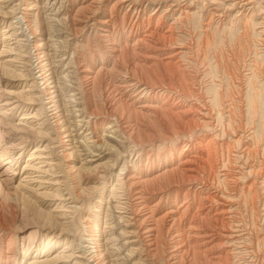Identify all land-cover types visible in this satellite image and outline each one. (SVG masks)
<instances>
[{
	"label": "rangeland",
	"instance_id": "rangeland-1",
	"mask_svg": "<svg viewBox=\"0 0 264 264\" xmlns=\"http://www.w3.org/2000/svg\"><path fill=\"white\" fill-rule=\"evenodd\" d=\"M16 16L23 17L20 23L25 21L33 45L39 47L35 49L38 68L33 62L34 47ZM179 90L185 91L180 94ZM48 97L56 111L54 119L46 116L50 114ZM0 130V264H73L70 255L85 237L99 239L103 245L100 264H264V0H0ZM85 134L97 142L89 143L83 139ZM121 166L128 170L127 178L119 174ZM182 206H187L185 212ZM89 220L94 228H85ZM152 221L155 227L148 231ZM122 229L124 237L119 235Z\"/></svg>",
	"mask_w": 264,
	"mask_h": 264
},
{
	"label": "bare ground",
	"instance_id": "bare-ground-1",
	"mask_svg": "<svg viewBox=\"0 0 264 264\" xmlns=\"http://www.w3.org/2000/svg\"><path fill=\"white\" fill-rule=\"evenodd\" d=\"M96 1H97V0H96ZM122 1H123V0H122ZM238 1H239V0H238ZM246 1H247V0H246ZM124 2H125V1H124ZM233 3H235V2H233ZM241 3H244V2H241ZM245 3H246V2H245ZM89 4H90V3H89ZM114 4H115V3H114ZM94 5H95V4H94ZM115 5H116V4H115ZM229 5L231 6V4H229ZM236 5H237V4H236ZM128 6H129V5H128ZM91 7H92V6H91ZM233 7H234V6H233ZM242 7H243V6H242ZM93 8H94V7H93ZM110 8H112V7H110ZM132 8H133V7H132ZM112 9H113V8H112ZM93 12H94V11H93ZM114 12H115V10H114ZM114 12H111V14L114 13ZM109 15H110V14H109ZM112 15H114V14H112ZM110 16H111V15H110ZM108 17H109V16H108ZM138 17H139V16H138ZM14 18L17 20V23H18V24L21 22V20H24L22 16H16V17H14ZM135 18H136V16H135ZM37 19H38V16H37ZM37 19L35 18V22H36V23L39 22ZM16 20H14V22H16ZM134 20H135V19H134ZM148 21H149V20H148ZM109 22H110V21H109ZM151 22H152V21H151ZM129 23H130V22H129ZM149 23H150V22H149ZM156 23H157V22H156ZM157 24H158V23H157ZM20 25H21L22 30L24 31V34H25L24 36H27V37H28L29 42H31L32 48L34 47V48H33V50H34V54H33V59H34V61H33V62H34V66H35L36 68H38V67H39V66H38V59H37V57H38L37 54H38V53L35 52V49H36V51H37V50L39 49V47H38V45L35 44V43H34V45H33V36H31L30 30H29V28H28V25L25 23V21L22 22V23H20ZM37 25H38V24H37ZM37 25H36V26H37ZM109 25H110V24H109ZM154 25H155V24H154ZM17 26H18V25H17ZM113 26H114V25H113ZM128 26H129V25H128ZM137 26H138V25H137ZM153 27H155V26H153ZM18 28H19V27H18ZM146 28H147V27H146ZM36 29H37V27H36ZM143 29H144V28H143ZM160 29H161V28H160ZM146 30H147V29H146ZM23 31H21V32H23ZM150 31H152V30H150ZM159 31H160V30H159ZM164 31H166V30H164ZM128 32H130V31H128ZM140 32H141V31H140ZM152 32L154 33V31H152ZM162 32H163V31H162ZM143 33H144V32H143ZM141 34H142V33H141ZM146 34H147V33H146ZM158 34H159V33H158ZM162 34H163V33H162ZM128 35H129V34H128ZM147 35H148V34H147ZM151 35H152V34H151ZM156 35H157V34H156ZM163 35H164V34H163ZM166 35H168V33H167ZM29 36H30V38H29ZM154 36H155V35H153V37H154ZM157 36H158V35H157ZM161 36H162V35H161ZM126 37H127V36H126ZM153 37H152V38H153ZM166 37H167V36H166ZM147 38H148V36H147ZM147 38H144V39H147ZM130 39H131V38H130ZM148 39H149V38H148ZM157 39H158V38H157ZM164 39H165V38H164ZM164 39H163V40H164ZM136 40H137V39H136ZM136 40H135V42H136ZM149 40H150V39H149ZM161 40H162V39H161ZM161 40H160V41H161ZM147 41H148V40H147ZM151 41H152V39H151ZM154 41H155V40H154ZM20 42H21V41H20ZM137 42H139V41L137 40ZM152 42H153V41H152ZM155 42H156V41H155ZM163 42H164V41H163ZM163 42H160V43L163 44ZM139 43H140V42H139ZM141 43H143V42H141ZM146 43H147V42H145V44H146ZM23 44H24V43H23ZM112 44H113V43H112ZM128 44H129V43H128ZM137 44H138V43H137ZM137 44H136V45H137ZM116 45H117V44H116ZM124 45H125V44H124ZM142 45H143V44H142ZM156 45H157V44H156ZM159 45H160V44H159ZM164 45H166V44H164ZM167 45H168V44H167ZM24 46H25V45H24ZM126 46H127V45H126ZM130 46H131V45H130ZM133 46H134V45H133ZM138 46H139V45H138ZM150 46H152V45H150ZM150 46H149V48H150ZM113 47H114V46H113ZM115 47H116V46H115ZM115 47H114V48H115ZM135 47H136V46H135ZM139 47H141V46H139ZM142 47H143V46H142ZM155 47H156V46H154V48H155ZM157 47H158V46H157ZM157 47H156V48H157ZM167 47H168V46H167ZM178 47H179V46H178ZM111 48H112V47H111ZM123 48H124V47H123ZM123 48H122V49H123ZM127 48H128V46H127ZM133 48H134V47H133ZM156 48H155V49H156ZM159 48H160V47H159ZM161 48H162V47H161ZM168 48H170V47H168ZM131 49H132V48H131ZM139 49H140V48H139ZM155 49H154V50H155ZM134 50H135V49H134ZM158 50H159V49H158ZM174 50H175V49H174ZM112 51H113V49H112ZM132 51H133V50H132ZM136 51H138V50H136ZM148 51H149V50H148ZM148 51H147V52H148ZM179 51H180V50H179ZM28 52H29V51H28ZM118 52H119V51H118ZM124 52H125V51H122V54H123ZM127 52H128V51H127ZM138 52H139V51H138ZM176 52H177V51H176ZM114 53H115V52H114ZM155 53H156V52H155ZM171 53H172V52H171ZM127 54H128V53H127ZM139 54H140V53H139ZM157 54H158V53H157ZM174 54H175V53H174ZM25 55H26V54H25ZM27 55H28V53H27ZM119 55H120V54H119ZM134 56H137V54L134 55ZM142 56H143V55H142ZM144 56H146V55H144ZM148 56H149V55H148ZM151 56H152V55H151ZM153 56H154V55H153ZM165 56H166V55H165ZM167 56H168V55H167ZM177 56H178V55H177ZM124 57H125V55H124ZM131 57H133V56H131ZM156 57H157V56H155L154 58H156ZM30 58H31V57H30ZM115 58H116V56H115ZM125 58H127V57H125ZM138 58H139V57H138ZM145 58H146V57H145ZM139 59H140V58H139ZM61 60H62V59H61ZM122 60H123V59H122ZM130 60H131V59H130ZM145 60H146V59H145ZM145 60H144V61H145ZM156 60H157V59H156ZM159 60H160V59H159ZM20 61H21V60H20ZM126 61H127V60H126ZM137 61H138V60H137ZM140 61H141V59H140ZM153 61H154V60H153ZM153 61L151 62L152 64L154 63ZM157 61H158V60H157ZM157 61H156V62H157ZM175 61H176V60H175ZM131 62H132V61H131ZM164 62H165V61H164ZM169 62H170V60H169ZM173 62H174V61H173ZM74 63H75V62H74ZM74 63H73V64H74ZM127 63H128V61H127ZM147 63H148V62H147ZM151 63H150L149 65H151ZM167 63H168V62H167ZM167 63H166V64H167ZM29 64H30V63H29ZM69 64H70V63H69ZM129 64H130V63H129ZM139 64L141 65V63H139ZM144 64H145V63H144ZM159 64H160V63H159ZM169 64H170V63H169ZM169 64H168V65H169ZM145 65H146V64H145ZM149 65H147V66L150 67ZM162 65H163V64H162ZM164 65H165V64H164ZM173 65H174V63H173ZM176 65H177V64H176ZM176 65H175V66H176ZM122 66H123V65H122ZM126 66H127V65H126ZM128 66H129V65H128ZM147 66H146V67H147ZM165 66H167V65H165ZM170 66H171V65H170ZM146 67L143 68V69H145V70L148 69V68H146ZM159 67H160V66H159ZM176 67H177V66H176ZM132 68H133V67H132ZM177 68H178V67H177ZM156 69H157V68H156ZM84 70H85V69H84ZM145 70H144V71H145ZM149 70H150V69H148V71H149ZM173 70H174V69H173ZM82 71H83V70H82ZM125 71H126V70H125ZM152 71H153V70H152ZM175 71H178V70H175ZM120 72H122V71H120ZM131 72H132V70H131ZM173 72H174V71H173ZM180 72H181V71H180ZM180 72L178 71L179 74H180ZM176 73H177V72H176ZM176 73H175V75H176ZM178 73H177V74H178ZM128 74H130V73L128 72ZM140 74H141V73H140ZM146 74H147V73H146ZM85 75H86V74H85ZM171 75H172V73H171ZM182 75L184 76L185 74L182 73ZM39 76H41V74H40ZM86 76H87V75H86ZM125 76H126V75H125ZM131 76H134V75H131ZM22 77H24V75H22ZM84 77H85V76H84ZM129 77H130V75H129ZM139 77H140V76H139ZM166 77H167V76H166ZM170 77H171V76H170ZM181 77H182V76H181ZM184 77H185V76H184ZM86 78H89V77H86ZM86 78H85V79H86ZM90 78H91V77H90ZM38 79H39V78H38ZM146 79H147V78H146ZM176 79H178V76H177ZM186 79H187V78H186ZM186 79H182V80H186ZM41 80H43V79L41 78ZM89 80H90V79H89ZM89 80H88V81H89ZM163 80H164V78H163ZM122 81H123V80H122ZM133 81H134V80H133ZM137 81H138V78H137ZM137 81H136V83H137ZM168 81H169V80H168ZM168 81H167V82H168ZM45 82H46V81H45ZM125 82H126V81H125ZM134 82H135V81H134ZM134 82H133V84H134ZM142 82H143V81H142ZM145 82H146V81H145ZM147 82H149V81H147ZM150 82H151V81H150ZM152 82H153V81H152ZM154 82H155V81H154ZM154 82H153V85L156 84V83L154 84ZM170 82H171V81H170ZM173 82H174V81H173ZM176 82H177V81H176ZM185 82H187V81H185ZM118 83H119V82H118ZM128 83H129V82H128ZM136 83H135V84H136ZM162 83H163V82H162ZM168 83H169V82H168ZM171 83H172V82H171ZM88 84H89V83H88ZM126 84H127V83H126ZM130 84H131V82H130ZM149 84H150V83H149ZM163 84H164V83H163ZM165 84H166V83H165ZM175 84H176V83H175ZM175 84H172V85L174 86ZM180 84H181V83H180ZM185 84H186V83H185ZM121 85H122V84H121ZM127 85H128V84H127ZM141 85H142V84H141ZM145 85H146V84H145ZM177 85H178V84H177ZM182 85H183V84H182ZM117 86H118V84H117ZM129 86H130V85H129ZM150 86H151V85H150ZM158 86H159V85H158ZM161 86H162V84H161ZM168 86H171L170 83H169ZM175 86H176V85H175ZM180 86H181V85H180ZM185 86H186V85H185ZM113 87H114V86H113ZM126 87H127V86H126ZM130 87H131V86H130ZM132 87H133V86H132ZM134 87H135V86H134ZM153 87H154V86H153ZM163 87H164V85H163ZM171 87H172V86H171ZM183 87H184V86H183ZM187 87H188V85H187ZM187 87H186V89H187ZM78 88H79V87H78ZM78 88H77V89H78ZM123 88L125 89V87H123ZM157 88H158V87H157ZM174 88H175V87H173V89H174ZM179 88H180V87H179ZM188 88H189V87H188ZM80 89H83V88L80 87ZM80 89H79V90H80ZM84 89H85V88H84ZM145 89H146V88H145ZM149 89H150V88H149ZM152 89H153V88H152ZM173 89H172V90H173ZM175 89H176V88H175ZM118 90H119V89H118ZM126 90H127V89H126ZM130 90H131V89H130ZM137 90H138V89H137ZM163 90H164V89H163ZM166 90H167V89H165V91H166ZM168 90H169V89H168ZM172 90H171V91H172ZM188 90H192V89H188ZM43 91H44V90H43ZM83 91H86V90H83ZM109 91H111V90L109 89ZM116 91H117V89H116ZM123 91H124V90H123ZM173 91H174V90H173ZM175 91H176V90H175ZM179 91H180V90H179ZM183 91H185V90L180 91V94H181V92H183ZM74 92H75V91H74ZM79 92H80V91H79ZM129 92H130V91H129ZM135 92H136V91H135ZM137 92H138V91H137ZM190 92H191V91H190ZM190 92H189V93H190ZM192 92H193V91H192ZM192 92H191V93H192ZM81 93H82V92H81ZM132 93H133V92H132ZM143 93H144V92H143ZM145 93H146V92H145ZM164 93H165V92H164ZM183 93H184V92H183ZM186 93L189 95L188 92H185V94H186ZM27 94L30 95V94H31L30 91L27 90ZM45 94H47V93H45ZM71 94H72V93H71ZM113 94H114V91H113ZM119 94H120V93H119ZM133 94H134V93H133ZM133 94H132V95H133ZM185 94H184V95H185ZM187 94H186V95H187ZM193 94H194V92H193ZM75 95H76V94H75ZM75 95H74V96H75ZM132 95H131V97H132ZM141 95H142V93H141ZM155 95H156V94H155ZM162 95H163V94H162ZM165 95H166V94H165ZM174 95H175V94H174ZM176 95H177V93H176ZM190 95H192V94H190ZM82 96H83V95H81V98H82ZM119 96H121V95H119ZM167 96H168V95H167ZM167 96H166V97H167ZM169 96H170V95H169ZM192 96H194V95H192ZM30 97H31V96H30ZM109 97H110V95H109ZM124 97H125V96H124ZM124 97H123V98L121 97V98L124 100ZM143 97H144V95H143ZM173 97H174V96H173ZM179 97H180V96H179ZM184 97H185V96H184ZM187 97H188V96H187ZM187 97H186V99H187ZM103 98H105V97H103ZM106 98H107V95H106ZM111 98H112V96H111ZM148 98H149V96H148ZM150 98H151V97H150ZM169 98H170V97H169ZM177 98H178V97H177ZM112 99H113V98H112ZM127 99H128V98H127ZM153 99H154V97H153ZM178 99H179V98H178ZM52 100H53V99H52ZM123 100H122V101H123ZM132 100H133V99H132ZM148 100H149V99H148ZM39 101H41V99H39ZM72 101H73V100H72ZM81 101H82V100H81ZM104 101H105V99H104ZM106 101H107V100H106ZM118 101H119V98H118ZM120 101H121V100H120ZM129 101H130V100H129ZM144 101H145V100H144ZM151 101H152V100H151ZM159 101H160V100H159ZM161 101H162V100H161ZM170 101H171V100H170ZM174 101H175V100H174ZM69 102H70V101H69ZM73 102H74V101H73ZM131 102H132V101H131ZM131 102H130V103H131ZM133 102H134V100H133ZM175 102H176V101H175ZM175 102H174L173 104H175ZM46 103L49 104L48 109H49V111H50V114L46 113V116H47V115L50 116V117L52 116L51 118H53V119L56 118V115H55V114H56V111H55V109L53 108V105H54V104L51 106V103H52V102H51L50 97H48ZM104 103H105V102H104ZM104 103H103V105H105ZM113 103H114V102H113ZM113 103H112V104H113ZM122 103H123V102H122ZM145 103H146V102H145ZM159 103H160V102H159ZM162 103H163V102H162ZM162 103H160V104L162 105ZM75 104H76V103H75ZM87 104H88V103H87ZM107 104H108V103H107ZM115 104H117V103H115ZM120 104H121V103H120ZM120 104H119V105H120ZM131 104H132V103H131ZM142 104H144V103H142ZM146 104H147V103H146ZM163 104H164V103H163ZM41 105H42V104H41ZM68 105H69V104H68ZM73 105H74V104H73ZM81 105H82V102H81ZM84 105H85V104H84ZM121 105H122V104H121ZM127 105H128V104H127ZM144 105H145V104H144ZM144 105H142V106H144ZM149 105H151V104H149ZM155 105H156V104H155ZM176 105H177V104H176ZM193 105H194V104H193ZM43 106H44V105H43ZM70 106H71V104H70ZM77 106H78V105H77ZM108 106H109V105H108ZM117 106H118V105H117ZM128 106H129V105H128ZM137 106H139V105H137ZM169 106H170V105H169ZM134 107H135V106H134ZM145 107H146V106H145ZM159 107H160V105H159ZM190 107H191V106H190ZM55 108H56V107H55ZM75 108H76V107H75ZM87 108H89V106H88ZM104 108H105V107H104ZM111 108H112V107H111ZM115 108H116V107H115ZM132 108H133V107H132ZM135 108H136V107H135ZM135 108H134V109H135ZM147 108H148V107H147ZM150 108H151V107H150ZM161 108H162V107H160V110H161ZM167 108H168V107H167ZM169 108H170V107H169ZM169 108H168V109H169ZM197 108H199V107H197ZM77 109H78V107L76 108V110H77ZM79 109H80V108H79ZM83 109H84V108H83ZM119 109H120V108H119ZM126 109H127V108H126ZM126 109H125V110H126ZM164 109H165V108H164ZM168 109H167V110H168ZM185 109H188V107L185 108ZM199 109H200V108H199ZM45 110L47 111L46 108H45ZM76 110H75V111H76ZM84 110H85V109H84ZM88 110H89V109H87L86 111H88ZM109 110H111V109L109 108ZM128 110L130 111L131 108L128 109ZM128 110H127V111H128ZM157 110H159V109H158V105H157ZM176 110H177V109H176ZM179 110H180V109H179ZM181 110H184V109H181ZM188 110L192 111V109H190V108H189ZM193 110H196V111H197L198 109H193ZM82 111H83V110H82ZM115 111H116V110H115ZM132 111H133V110H132ZM139 111H140V110H139ZM150 111H151V110H150ZM163 111H164V110H163ZM186 111H187V110H186ZM186 111H185V112H186ZM199 111H200V110H199ZM118 112H119V111H118ZM120 112H121V111H120ZM154 112L156 113V108H155V111H154ZM157 112H158V111H157ZM164 112L166 113V110H165ZM182 112H183V111H182ZM182 112H181V113H182ZM185 112H184V113H185ZM93 113H94V112H93ZM129 113H131V112H128V114H126V115H129ZM144 113H145V112H144ZM175 113L177 114L178 112H175ZM175 113H174V114H175ZM200 113H201V112H200ZM95 114H96V113H95ZM106 114H107V112H106ZM108 114H109V113H108ZM110 114H111V112H110ZM134 114H135L136 116H138V115L136 114V112H135ZM159 114H160V113H159ZM159 114H158V115H159ZM161 114H162V113H161ZM170 114H171V113H170ZM170 114L168 113L169 116H168V115H167V116L171 118ZM179 114H180V113H179ZM205 114H208V113L206 112ZM80 115H81V114H80ZM87 115L89 116V114H87ZM90 115H91V114H90ZM93 115H94V114H93ZM93 115H92V116H93ZM102 115H103V114H102ZM115 115H116V114H115ZM115 115H114V116H115ZM130 115H131V114H130ZM132 115H133V113H132ZM132 115H131V116H132ZM142 115H143V114H142ZM181 115H182V114H181ZM183 115H184V114H183ZM195 115H196V114H195ZM203 115H204V114H203ZM82 116H83V115H82ZM97 116H98V115H97ZM114 116H113V117H114ZM118 116H119V114H118ZM156 116H157V114H156ZM193 116H194V115H193ZM198 116H199V114H198ZM205 116H206V115H205ZM90 117H91V116H90ZM109 117H110V116H109ZM109 117H108V118H109ZM128 117H129V116H128ZM128 117H127V118H128ZM138 117H139V116H138ZM159 117H160V116H159ZM191 117H192V116H191ZM194 117H195V116H194ZM200 117H201V116H200ZM83 118H84V117H83ZM111 118H112V116H111ZM111 118H110V119H111ZM121 118H122V117H121ZM124 118H125V117H124ZM130 118H131V117H130ZM133 118H134V117H133ZM133 118H132V119H133ZM142 118H143V117H142ZM161 118H162V117H161ZM175 118H176V117H175ZM180 118H181V117H180ZM192 118H193V117H192ZM201 118H202V117H201ZM80 119H82V118H80ZM115 119H116V118H115ZM117 119H118V118H117ZM119 119H120V118H119ZM135 119H136V118H135ZM139 119H140V118H139ZM162 119H163V118H162ZM167 119H168V118H167ZM172 119H173V117H172ZM172 119H170V120H171L170 122H172ZM190 119H191V118H190ZM196 119H198V118H196ZM206 119H207V118H206ZM86 120H87V119H86ZM89 120H90V118H89ZM103 120H104V119H103ZM157 120H158V118H157ZM181 120H182V119H181ZM181 120L179 119V121H181ZM183 120H184V119H183ZM209 120H210V119H209ZM67 121H68V120H67ZM97 121H98V119H97ZM99 121H100V120H99ZM115 121H116V120H115ZM124 121H125V120H124ZM133 121H134V120H133ZM137 121L139 122L138 119H137ZM137 121H136V122H137ZM161 121H162V120H161ZM168 121H169V120H168ZM179 121H178V122H179ZM184 121L186 122V120H184ZM202 121H203V120H202ZM54 122H55V124H56L57 121H54ZM69 122H70V121H69ZM108 122H109V121H108ZM110 122H111V121H110ZM112 122H113V121H112ZM118 122H119V121H118ZM118 122H117V124H119ZM163 122H164V120H163ZM188 122L190 123L189 120H188ZM210 122H211V121H210ZM210 122L208 121V123H210ZM84 123H85V122H84ZM92 123H93V122H92ZM115 123H116V122H115ZM128 123H129V122H128ZM159 123H160V122H159ZM173 123H174V121H173ZM173 123H171V124L174 125ZM181 123H182V121H181ZM183 123H184V122H183ZM203 123L205 124L206 122H203ZM81 124H82V123H81ZM85 124H86V123H85ZM99 124H101V123H99ZM111 124H114V123H111ZM123 124H124V123H123ZM125 124H126V123H125ZM133 124H134V123H133ZM133 124H132V126H133ZM137 124H139V123H137ZM190 124H191V123H190ZM164 125H165V124H164ZM172 125H171V126H172ZM176 125H177V124H176ZM75 126H76V125H75ZM84 126H85V125H84ZM84 126H83V127H84ZM94 126H95V124H94ZM109 126H110V125H109ZM109 126H108V127H109ZM114 126H115V124H114ZM116 126H117V125H116ZM119 126H120V125H119ZM123 126H124V125H122L121 127L123 128ZM127 126H128V127H131V126H129V125H127ZM135 126H136V125H135ZM135 126H134V127H135ZM179 126H180V125H179ZM183 126H184V125H183ZM191 126H192V125H191ZM193 126H194V125H193ZM207 126H208V125H207ZM81 127H82V126H81ZM173 127H174V126H173ZM176 127H177V126H176ZM184 127H185V126H184ZM203 127H204V126H203ZM126 128H127V127H126ZM182 128H183V127H182ZM205 128H206V126H205ZM79 129H80V128H79ZM81 129H82V128H81ZM88 129H89V128H88ZM92 129H93V128H92ZM107 129H108V128H107ZM114 129H116V128H114ZM129 129H130V128H128V130H129ZM133 129H134V128H133ZM133 129H132V130H133ZM138 129H139V128H138V126H137V130H138ZM175 129H176V128H175ZM175 129H174V130H175ZM179 129L181 130V128H179ZM193 129H194V127H193ZM76 130H77V129H76ZM83 130H84V129H83ZM95 130H96V129H95ZM109 130H110V129H109ZM112 130H113V129H112ZM118 130H120V128H119ZM170 130H171V129H170ZM177 130H178V129H177ZM180 130H179V131H180ZM194 130H195V129H194ZM0 131H1V130H0ZM114 131H115V130H114ZM135 131H136V130H135ZM135 131H134V132H135ZM167 131H168V129H167ZM179 131H178V132H179ZM190 131H191V130H190ZM116 132H118V131H116ZM122 132H123V131H122ZM138 132H139V131H138ZM138 132H137V133H138ZM169 132H170V131H169ZM193 132H195V131H193ZM92 133H93V132H92ZM140 133H141V132H140ZM146 133H147V132H146ZM170 133H171V132H170ZM182 133L185 134V132H183V131H182ZM1 134H2V133H0V137L2 136ZM122 134H123V133H122ZM125 134H126V133H125ZM128 134H129V133H128ZM130 134H131V133H130ZM176 134H178V133H176ZM184 134H183V135H184ZM194 134H195V133H194ZM194 134H193V135H194ZM66 135H67V134H66ZM70 135H71V134H70ZM70 135H69V136L67 135V136L70 137ZM140 135H141V134H140ZM169 135H171V134H169ZM174 135H175V134H174ZM191 135H192V134H191ZM191 135H189V136L187 135L188 138H189ZM242 135H243V134H242ZM3 136H4V135H3ZM72 136H74V135H72ZM92 136H93V135H92ZM98 136H99V135H98ZM123 136H124V135H123ZM133 136H134V135H133ZM135 136H136V135H135ZM166 136H167V135H166ZM171 136H172V135H171ZM178 136H180V135H178ZM84 137H85V138H83V139H86L89 143H92V144H93V143H96V142H97V140H95L94 138H91V139H90V137H88L87 134H85ZM124 137H125V136H124ZM130 137H131V136L129 135L128 138L131 139ZM173 137H174V136H173ZM240 137H241V136H240ZM240 137H239V138H240ZM114 138L116 139L115 136H114ZM121 138H122V137H121ZM128 138H124V139L126 140V139H128ZM174 138L177 139L176 137H174ZM188 138H187V139H188ZM69 139H70V138H69ZM69 139H67V140H69ZM117 139H118V138H117ZM132 139H133V138H132ZM132 139H131V140H132ZM166 139H168V138H166ZM200 139H201V138H200ZM70 140H71V139H70ZM98 140H99V139H98ZM100 140H101V139H100ZM190 140H191V139H190ZM209 140H210V139H209ZM240 140H241V139H240ZM84 141H85V140H84ZM119 141H121V140H119ZM119 141H118V142H119ZM123 141H124V140H123ZM128 141H129V140H128ZM162 141H163V140H162ZM165 141H166V140H165ZM192 141H193V139H192ZM237 141H238V140H237ZM241 141H242V140H241ZM88 142H87V143H88ZM98 142H99V141H98ZM133 142H134V140H133ZM169 142H170V141H169ZM184 142H185V141H184ZM186 142H187V141H186ZM189 142H190V141H189ZM189 142H188V144H189ZM193 142L195 143V141H193ZM202 142H203V141H202ZM122 143H123V142H122ZM130 143H132V142H130ZM163 143H165V142H163ZM198 143H200V142H198ZM240 143H241V142H240ZM92 144H91V145H92ZM102 144H103V143H102ZM132 144H133V143H132ZM136 144L139 145V143H135V146H136ZM208 144H209V143H207V145H208ZM81 145H82V144H81ZM122 145H123V144H122ZM195 145H198V144H195ZM195 145H194V146H195ZM207 145H206V146H207ZM209 145H210V144H209ZM92 146H93V145H92ZM95 146L97 147L98 145L96 144ZM103 146H104V145H103ZM130 146H131V145H130ZM190 146H191V144H190ZM201 146H202V144H201ZM206 146L203 145L202 147H203V148H204V147L207 148ZM87 147H88V146H87ZM98 147H100V150L102 149V147H101L100 144H99ZM98 147H97V148H98ZM125 147H126V149H127V146H126V145H125ZM136 147H137V146H136ZM185 147H186V146H185ZM208 147H209V146H208ZM129 148H130V147H129ZM131 148H132V147H131ZM243 148H244V147H243ZM248 148H249V146H248ZM250 148H251V147H250ZM124 149H125V148H124ZM209 149H210V147H209ZM246 149H247V148H246ZM184 150H185V149H184ZM187 150H188V149H187ZM200 150H201V149H200ZM206 150H207V149H206ZM211 150H212V149H211ZM253 150H254V149H253ZM4 151H7V150L5 149ZM195 151H196V150H195ZM209 151H210V150H209ZM248 151H249V150H248ZM244 152H246V151L244 150ZM92 153H93V152H92ZM169 153H170V152H169ZM169 153H168V155H169ZM195 153H196V152H195ZM205 153H206V152H205ZM207 153H208V150H207ZM210 153H211V151H210ZM210 153H209V155L207 154V155H208V156H206L207 158H209V156L211 155ZM247 153H249V152H246V154H247ZM179 154H180V153H179ZM250 154H251V152H250ZM250 154H249V155H250ZM63 155H65V153H64ZM93 155H94V156H98V154H93ZM99 155H100V154H99ZM181 155H182V154H181ZM189 155H190V154H189ZM192 155H193V154H192ZM239 155H240V154H239ZM247 155H248V154H247ZM1 156H3V155L0 154V158H1ZM187 156H188V155H187ZM195 156H197V155H195ZM241 156H243L242 153H241ZM241 156H240V157H241ZM170 157H171V155H170ZM177 157H178V156H177ZM185 157H186V156H185ZM198 157H199V156H198ZM200 158H201V157H200ZM200 158H199V159H200ZM199 159H198V160H199ZM174 160H175V158H174ZM185 160H187V159H185ZM200 160H201V159H200ZM208 160H210V159H208ZM208 160H207V162H208ZM211 160H212V159H211ZM211 160H210V161H211ZM124 161H125V160H124ZM171 161H172V159H171ZM175 161H176V160H175ZM196 161H197V160H196ZM201 161H202V160H201ZM201 161H199V162H201ZM204 161H205V159H204ZM210 161H209V163H210ZM179 162H180V161H179ZM179 162H178V164H179ZM182 162H183V161H182ZM185 162H186V161H185ZM185 162H184V163H185ZM194 162H195V161H194ZM194 162H193V163H194ZM202 162H203V161H202ZM188 163H189V162H188ZM203 163H204V162H203ZM125 164H126V162H125ZM125 164H122V165L124 166ZM186 164H187V163H186ZM196 164H197V162H196ZM196 164H195V165H196ZM198 164H199V163H198ZM198 164H197V165H198ZM211 164H212V163H211ZM211 164H209V167L211 166ZM180 165H181V164H180ZM201 165H202V164H201ZM205 165H206V163H205ZM123 166H121V168L119 169V174H120V175L124 174V178H127L128 170H127L125 167H123ZM171 166H172V165H171ZM171 166H170V167H171ZM203 166H204V165H203ZM206 166H207V165H206ZM206 166H205V167H206ZM126 167H127V166H126ZM172 167H173V166H172ZM183 168L185 169V167H182V169H183ZM188 168H189V167H188ZM168 169H169V168H168ZM170 169H171V168H170ZM172 169H173V168H172ZM179 169H180V168H179ZM191 169H192V168H191ZM193 169H197V168L193 167ZM199 169H200V167H199ZM203 169H204V168H203ZM206 169H207V168H206ZM210 169H211V167H210ZM260 169H261V168H260ZM260 169H259V170H260ZM129 170H130V169H129ZM180 170H181V169H180ZM185 170H186V169H185ZM207 170H208V169H207ZM211 170H212V169H211ZM251 170H252V169H251ZM251 170L249 171V170L247 169L248 172H251V173H252ZM147 171H148V170H147ZM147 171H146V172H147ZM168 171H169V170H168ZM181 171H182V170H181ZM195 171H196V170H195ZM197 171H198V170H197ZM199 171H200V170H199ZM199 171H198V172H199ZM204 171H205V170H204ZM241 171H243V170H241ZM140 172H141V170H140ZM140 172H139L138 174H140ZM213 172H215V171H213ZM223 172H224V171H223ZM257 172H258V171H257ZM169 173H170V172H169ZM185 173H186V172H185ZM200 173H201V172H200ZM202 173H203V172H202ZM206 173H207V172H206ZM210 173H211V171H210ZM210 173H209V174H210ZM221 173H222V172H221ZM225 173H226V172H225ZM238 173H239V172H238ZM259 173H260V171H259ZM166 174H167V173H166ZM196 174H197V173H196ZM214 174H215V173H214ZM260 174H261V173H260ZM131 175H132V174H131ZM201 175H202V174H201ZM206 175H207V174H206ZM212 175H213V174H212ZM212 175H211V176H212ZM234 175H235V174H234ZM239 175H240V174H239ZM241 175H242V174H241ZM243 175H244V174H243ZM248 175H250V174H248ZM254 175H255V174H254ZM262 175H263V174H262ZM116 176H118V175H116ZM142 176H143V175H142ZM145 176H146V175H145ZM147 176H148V174H147ZM189 176H190V175H189ZM199 176H200V175H199ZM214 176H215V175H214ZM214 176H213V177H214ZM118 177H119V176H118ZM118 177H117V179H119ZM135 177H136V176H135ZM164 177H165V176H164ZM183 177H184V176H183ZM197 177H198V175H197ZM221 177H222V176H221ZM232 177H233V175H232ZM237 177H238V175H237ZM240 177H241V176H240ZM240 177H238V178H240ZM245 177H246V176H244V178H245ZM124 178H123V179H124ZM133 178H134V177H133ZM138 178H139V177H138ZM154 178H155V177H154ZM175 178H176V177H175ZM192 178H193V177H192ZM206 178H207V177H206ZM254 178H255V177L253 176V179H254ZM258 178H259V177H257V179H258ZM120 179H121V178H120ZM123 179H122V180H123ZM177 179H178V178H177ZM190 179H191V178H190ZM201 179H203V178H201ZM210 179H211V178H210ZM218 179H219V178H218ZM223 179H224V178H223ZM263 179H264V178H263ZM125 180H126V179H125ZM135 180H137V179H135ZM191 180H192V179H191ZM191 180L189 181V183L191 182ZM207 180H208V179H207ZM213 180H215V179H213ZM127 181H128V180H127ZM196 181H197V178H196ZM224 181H225V180H224ZM228 181H229V180H228ZM247 181H248V180H247ZM254 181H257V180H254ZM261 181H262V180H261ZM116 182H119V180L116 181ZM123 182L125 183V181H123ZM128 182H129V181H128ZM161 182H162V181H161ZM176 182H177V181H176ZM187 182H188V181H187ZM203 182H204V179H203ZM203 182H202V183H203ZM208 182H209V180H208ZM214 182H215V181H214ZM258 182H259V181H258ZM129 183H130V182H129ZM137 183H139V182H137ZM165 183H166V182L164 181V184H165ZM169 183H170V182H169ZM169 183H168V185H170ZM181 183H182V182H181ZM189 183H188V184H189ZM191 183H192V182H191ZM200 183H201V182H200ZM219 183H220V182H219ZM116 184H118V183H116ZM141 184H142V181H141ZM141 184H140V186H141ZM159 184H161V183H159ZM164 184H163V185H164ZM175 184H176V183H175ZM204 184H205V182H204ZM212 184H213V182H212ZM216 184H217V183H216ZM216 184H215V185H216ZM135 185H136V182H135ZM206 185H207V184H206ZM213 185H214V184H213ZM251 185H252V183H251ZM113 186H114V185H113ZM115 186H118V185H115ZM122 186H123V185H122ZM125 186H127V185H125ZM140 186H139V187H140ZM147 186H148V185H147ZM154 186H155V185H154ZM164 186H165V185H164ZM170 186H171V185H170ZM187 186H188V185H187ZM200 186H201V185H200ZM217 186H218V185H217ZM221 186H222V185H221ZM253 186H254V185H253ZM118 187H119V186H118ZM131 187H132V186H131ZM142 187H143V186H142ZM157 187H158V186H157ZM162 187H163V186H162ZM165 187H166V186H165ZM218 187H219V186H218ZM223 187H224V186H223ZM249 187H250V186H249ZM114 188H115V187H114ZM114 188H113V189H114ZM126 188H127V187H126ZM126 188L124 187L123 190H125ZM140 188H141V187H140ZM188 188H189V186H188ZM202 188H203V187H202ZM211 188H212V187H211ZM216 188H217V187H216ZM219 188H220V187H219ZM118 189H119V188H118ZM133 189H134V188H133ZM137 189H138V188H137ZM155 189H157L156 186H155ZM166 189H167V188H166ZM171 189H172V188H171ZM193 189H194V188H193ZM213 189H214V188H213ZM217 189H218V188H217ZM248 189H249V188H248ZM135 190H136V189H135ZM135 190H133V191H135ZM143 190H144V189H143ZM146 190H147V189H146ZM162 190H163V189H162ZM175 190H176V189H175ZM191 190H192V189H191ZM198 190H199V189H198ZM220 190H221V189H220ZM115 191H116V190H115ZM126 191H127V190H126ZM130 191H131V190L129 189V192H130ZM137 191H139V190H136V192H137ZM144 191H145V190H144ZM148 191H150V190H148ZM154 191H155V190H154ZM154 191H153V192H154ZM160 191H161V190H160ZM164 191H165V190H164ZM186 191H187V190H186ZM208 191H209V189H208ZM212 191H213V190H212ZM223 191H224V190H222V192H223ZM252 191H253V190H252ZM120 192H121V189H120ZM155 192H156V191H155ZM155 192H154V193H155ZM205 192H206V191H205ZM214 192H215V191H214ZM224 192H225V191H224ZM123 193H124V192H123ZM167 193H168V190H167ZM169 193H170V192H169ZM169 193H168V194H169ZM176 193H177V191H176ZM182 193H183V192H182ZM252 193H253V192H252ZM131 194H132V193H131ZM131 194H130V195H131ZM133 194H134V193H133ZM168 194H167V195H168ZM178 194H179V193H178ZM184 194H185V193H184ZM193 194H194V193H193ZM193 194H192V195H193ZM199 194H200V193H199ZM203 194H204V193H203ZM222 194H223V193H222ZM127 195H128V194H127ZM144 195H145V194H144ZM163 195H164V194H163ZM209 195H210V194H209ZM218 195H219V194H218ZM218 195H217V196H218ZM226 195H227V194H226ZM226 195H225V196H226ZM233 195H234V194H233ZM244 195H245V194H244ZM121 196H122V195H121ZM131 196H132V195H131ZM131 196H130V197H131ZM138 196H139V195H138ZM153 196H154V195H153ZM160 196L162 197V195H160ZM160 196H159V197H160ZM172 196H173V195H172ZM186 196H187V195H186ZM194 196H196V194H195ZM203 196H204V195H202V197H203ZM229 196H230V195H229ZM234 196H235V195H234ZM241 196H242V195H241ZM245 196H246V195H245ZM122 197H123V196H122ZM130 197H129V198H130ZM142 197H144V196H142ZM174 197L177 198V195L175 194ZM180 197H181V196H180ZM199 197H200V195H199ZM209 197H210V196H209ZM242 197H243V196H242ZM118 198H119V197H118ZM125 198H126V197H125ZM145 198H146V197H145ZM152 198H153V197H152ZM169 198H170V197H169ZM175 198H174V199H175ZM205 198H206V197H205ZM219 198H220V197H219ZM229 198H230V197H229ZM229 198H228V199H229ZM130 199H132V198H130ZM148 199H149V198H148ZM160 199H161V198H160ZM160 199H159V200H160ZM165 199H166V198H165ZM171 199H172V198H171ZM192 199H193V198H192ZM194 199H195V198H194ZM212 199H214V198H212ZM248 199H249V198H248ZM128 200H129V199H128ZM137 200H138V199H137ZM159 200H158V201H159ZM168 200H169V199H168ZM179 200H180V199H179ZM198 200H199V199H198ZM214 200H215V199H214ZM214 200H213V201H214ZM229 200H230V199H229ZM126 201H127V200H126ZM134 201H135V199H134ZM134 201H133V202H134ZM139 201H140V200H139ZM158 201H157V203H158ZM181 201H182V200H181ZM183 201L185 202L186 200H183ZM183 201H182L181 203H184ZM199 201H200V200H199ZM199 201H198V202H199ZM216 201H217V200H216ZM218 201H219V200H218ZM231 201H232V200H231ZM108 202H109V201H108ZM124 202H125V200H124ZM133 202H132V203H133ZM135 202H136V201H135ZM187 202H188V201H187ZM211 202H212V200H211ZM214 202H215V201H214ZM122 203H123V202H122ZM155 203H156V202H155ZM159 203H160V202H159ZM190 203H191V202H190ZM194 203H195V202H194ZM201 203H202V202H201ZM217 203H218V202H217ZM111 204H112V203H111ZM115 204H116V203H114V205H115ZM124 204H125V203H124ZM134 204H135V203H134ZM178 204H179V203H178ZM206 204H207V203H206ZM212 204H214V203H212ZM221 204H222V203H221ZM118 205H119V204H118ZM128 205H129V204H128ZM132 205H133V204H132ZM153 205H155V204H153ZM171 205H172V204H171ZM173 205H175V204H173ZM197 205L199 206V203H197ZM201 205H203V204H201ZM208 205H209V204H208ZM214 205H215V204H214ZM223 205H224V204H223ZM229 205H230V204H229ZM110 206H111V205H110ZM121 206H123V205L121 204ZM133 206H134V205H133ZM178 206H179V205H178ZM180 206H181V205H180ZM188 206H189V205H188ZM204 206H205V205H204ZM204 206H202V207H204ZM215 206H216V205H215ZM107 207H108V206H107ZM116 207H117V206H116ZM123 207H124V206H123ZM129 207H130V206H129ZM129 207H128V209H129ZM148 207H149V204H148ZM185 207H187V206H185ZM185 207H184V208H185ZM199 207H200V206H199ZM210 207H211V206H210ZM110 208H112V207H110ZM113 208H114V207H113ZM119 208H120V207H119ZM135 208H136V207H135ZM135 208H134V210H135ZM140 208H141V207H140ZM144 208H145V207H144ZM152 208H153V207H152ZM154 208H155V207H154ZM164 208H165V207H164ZM167 208H168V207H167ZM182 208H183V206H182ZM184 208H183V211L187 209V208H186V209H184ZM200 208H201V207H200ZM200 208H199V209H200ZM204 208H205V207H204ZM115 209H116V208H115ZM132 209H133V207H132ZM132 209H131V210H132ZM188 209H189V208H188ZM191 209H192V208H191ZM196 209L198 210V207H196ZM196 209H195V210H196ZM206 209H207V208H206ZM219 209H220V208H219ZM221 209H222V208H221ZM233 209H234V208H233ZM111 210H112V209H111ZM117 210H118V208H117ZM137 210H138V209H137ZM139 210H140V209H139ZM144 210H145V209H144ZM147 210H148V209H147ZM150 210H152V209H150ZM155 210H156V209H155ZM175 210H176V209H175ZM181 210H182V209H181ZM202 210H203V209H202ZM202 210H201V211H202ZM225 210H226V208H225ZM230 210H231V208H230ZM112 211H113V210H112ZM119 211H120V209H119ZM123 211H125V210H123ZM135 211H136V210H135ZM148 211H149V210H148ZM153 211H154V210H153ZM168 211H169V210H168ZM168 211H167V212H168ZM188 211H189V210H187V212H188ZM215 211H216V210H215ZM220 211H221V210H220ZM220 211H219V212H220ZM113 212H114V211H113ZM120 212H121V211H120ZM146 212H147V211H146ZM156 212H157V211H156ZM170 212H172L171 209H170ZM177 212H178V211H177ZM181 212H182V211H181ZM184 212H185V211H184ZM197 212H198V211H197ZM199 212H200V210H199ZM207 212H208V211H207ZM216 212H217V211H216ZM224 212H226V211H224ZM118 213H119V212H118ZM123 213H124V212H123ZM135 213H136V212H135ZM137 213H138V212H137ZM148 213H149V212H148ZM152 213H153V212H152ZM193 213H195V212L193 211ZM193 213H192V214H193ZM204 213H205V212H204ZM116 214H117V213H116ZM116 214H115V215H116ZM213 214H214V213H213ZM213 214H212V215H213ZM216 214H218V213H216ZM108 215H109V214H108ZM122 215H123V214H122ZM126 215H127V214H126ZM126 215H125V217H126ZM133 215H134V214H133ZM140 215H141V214H140ZM159 215H160V214H159ZM167 215H168V214H167ZM167 215H166V216H167ZM179 215H180V214H179ZM181 215H184V214H181ZM203 215H205V214H202V217H203ZM212 215H211V218H212ZM120 216H121V215H120ZM120 216H119V217H120ZM146 216H147V215H146ZM146 216H145V218H146ZM151 216H152V215H151ZM169 216H170V215H169ZM188 216H189V214H188ZM192 216H193V215H192ZM194 216H196V215H194ZM207 216H208V215H207ZM229 216H232V217H233L234 215H229V214H228V217H229ZM112 217H113V216H112ZM116 217H117V215H116ZM125 217H124V218H125ZM127 217H128V216H127ZM133 217H134V216H133ZM157 217H158V216H157ZM157 217H156V218H157ZM209 217H210V216H209ZM219 217H220V216H219ZM232 217H231V218H232ZM117 218H118V217H117ZM124 218H123L122 220H125ZM131 218H132V215H131ZM151 218H152V217H151ZM170 218H171V217H170ZM175 218H176V217H175ZM187 218H188V217H187ZM200 218H201V216H200ZM215 218H217V217H215ZM221 218H222V217H221ZM229 218H230V217H229ZM84 219H86V218H84ZM118 219H119V218H118ZM136 219H137V218H136ZM141 219H142V218H141ZM143 219H144V218H143ZM164 219H166V218H164ZM178 219H179V218H178ZM181 219H182V218H181ZM183 219H184V216H183ZM185 219H186V218H185ZM185 219H184V220H185ZM202 219H203V218H202ZM205 219H208V218H205ZM209 219H210V218H209ZM209 219H208V220H209ZM219 219H220V218H219ZM222 219H223V218H222ZM224 219H225V217H224ZM234 219H235V218H234ZM119 220H120V219H119ZM122 220H121V221H122ZM127 220H128V219H127ZM130 220H131V219H130ZM133 220H135V219H133ZM161 220H162V219H161ZM172 220H174V219H172ZM172 220H171V221H172ZM187 220H188V219H187ZM196 220H197V219H196ZM83 221H84V220H83ZM142 221H143V220H142ZM150 221H151V220H150ZM155 221H156V220H155ZM179 221H180V220H179ZM199 221H200V220H199ZM206 221H207V220H206ZM225 221H226V219H225ZM234 221H235V220H234ZM95 222H96V221H95ZM116 222L118 223V221H115V223H116ZM123 222H124V221H123ZM126 222H128V221H126ZM139 222H140V221H139ZM162 222H164V221H162ZM165 222H166V221H165ZM176 222H177V221H176ZM186 222H188V221H186ZM189 222H190V221H189ZM192 222H193V221H192ZM192 222H191V223H192ZM214 222H215V221H214ZM223 222H224V221H223ZM86 223H89V225H86L85 228H87V229H88L89 227H90V228H94V223H92L90 220L87 221ZM111 223H112V222H111ZM119 223H120V222H119ZM131 223H133V222H131ZM131 223H130V224H131ZM140 223H141V222H140ZM152 223H153V221H152ZM171 223H172V222H171ZM178 223H180V222H178ZM210 223H211V222H210ZM229 223H230V222H229ZM232 223H233V221H232ZM234 223H235V222H234ZM199 224H200V223H199ZM216 224H217V223H216ZM117 225H118V224H117ZM121 225H122V224H121ZM135 225H137V223H135ZM157 225L160 226V223L157 224ZM190 225H191V224H190ZM194 225H197V224L195 223ZM194 225H191V226H194ZM200 225H201V224H200ZM205 225H206V224H205ZM205 225H204V226H205ZM217 225H218V224H217ZM231 225H232V224H231ZM236 225H237V224H236ZM110 226H111V225H110ZM114 226H116V225L114 224ZM114 226H113V227H114ZM123 226H124V225H123ZM137 226H138V225H137ZM137 226H136V227H137ZM159 226H158V227H159ZM162 226H164L163 223H162ZM172 226H173V225H172ZM175 226H176V225H175ZM178 226H181V225H178V224H177V227H178ZM188 226H189V224L187 225V227H188ZM204 226H202V228H201V227H200V228L203 229ZM209 226H210V224H209ZM215 226H216V225H215ZM228 226H229V225H228ZM128 227H129V226H128ZM133 227H134V226H133ZM133 227H132V228H133ZM147 227H148V228H147ZM147 227H146V228L148 229V231H152V230L154 229V227H155V223H153V224H148ZM195 227L197 228V226H195ZM198 227H199V226H198ZM218 227H220V226H218ZM229 227H230V226H229ZM111 228H112V226H111ZM138 228H139V227H138ZM143 228H144V227H143ZM162 228H163V227H162ZM162 228L159 227V229H161V230H162ZM168 228L170 229L169 226H168ZM173 228L176 229L175 227H173ZM173 228H172V229H173ZM178 228H179V227H178ZM185 228H186V227H185ZM189 228H190V226H189ZM196 228H193V229L197 230ZM200 228H199V230H200ZM210 228H212V227L210 226ZM215 228H216V227H215ZM224 228L226 229L225 226H224ZM165 229H166V228H165ZM180 229H181V228H180ZM187 229H188V228H187ZM231 229H232V228H231ZM92 230H93V229H92ZM123 230H124V229H122V234H123V235H122V234H119V235L124 237V235L126 234V231H123ZM166 230H167V229H166ZM188 230H189V229H188ZM199 230H198V231H199ZM215 230H216V229H215ZM222 230H223V228H222ZM228 230H230V228H229ZM232 230H233V229H232ZM238 230H239V227H238ZM141 231H142V229H141ZM144 231H145V230H144ZM144 231H142V232H144ZM167 231H168V230H167ZM185 231H186V230H185ZM234 231H235V230H234ZM241 231H242V229H241ZM87 232H88V231H87ZM120 232H121V231H119V233H120ZM131 232H132V231H131ZM135 232H137V231L135 230ZM138 232H139V231H138ZM145 232H146V231H145ZM159 232H160V230H159ZM162 232H163V230H162ZM175 232H176V231H175ZM179 232H180V231H179ZM186 232H187V231H186ZM206 232H207V231H206ZM216 232H217V231H216ZM92 233L94 234V232H92ZM128 233H130V232H128ZM128 233H127V234H128ZM132 233H134V232H132ZM194 233H195V232H194ZM194 233H191V234L194 235ZM198 233H199V232H198ZM202 233H203V232H202ZM88 234H89V233H88ZM130 234H131V233H130ZM148 234H149V233H148ZM171 234H172V233H171ZM173 234H174V233H173ZM173 234H172V235H173ZM180 234H181V233H180ZM196 234H197V232H196ZM196 234H195V235H196ZM200 234H201V233H200ZM200 234H199V235H200ZM210 234H211V233H210ZM212 234H214V233L212 232ZM218 234L220 235V233H218ZM222 234H223V233H222ZM230 234H231V233H230ZM236 234H238V232H237ZM239 234H240V233H239ZM241 234H244V233L241 232ZM133 235H134V234H133ZM140 235H141V234H140ZM174 235H175V234H174ZM189 235H190V234H188V236H189ZM197 235H198V234H197ZM203 235H204V234H203ZM208 235H209V234H208ZM223 235H224V234H223ZM226 235H227V233H226ZM232 235H233V234H232ZM129 236H130V235H129ZM137 236H138V235H137ZM137 236H136V237H137ZM159 236L161 237V236H162V233H161V235H159ZM179 236H180V235H179ZM181 236H182V235H181ZM186 236H187V235H186ZM188 236H187V237H188ZM204 236H206V235H204ZM89 237H90V236H89ZM134 237H135V236H134ZM142 237H143V236H142ZM169 237H170V236H169ZM175 237H176V236H175ZM182 237H183V236H182ZM182 237H180V238L182 239ZM191 237H192V235H191ZM193 237H195V236H193ZM207 237H208V236H207ZM221 237H222V236H221ZM227 237H228V235H227ZM238 237H239V236H238ZM245 237H246V236H245ZM96 238H97V237H96ZM121 238H122V237H121ZM128 238H129V237H128ZM137 238H138V237H137ZM149 238H150V237H149ZM149 238H147V239H149ZM152 238H153V237H152ZM170 238H172V237H170ZM229 238H230V236H229ZM235 238H236V237H235ZM239 238H240V237H239ZM91 239H92V238L88 239V238L85 237V238H83V239H79V242L76 243L77 246L74 248V249H75V250H74L75 253H73L72 255H70V256H72V257L74 258V260H73V264H100V261H101V260H100V259H101L100 257L103 256V252H102V248H103V247L100 248V246H101L102 244H101V245L99 244V239H95V238L92 239V240H91ZM154 239H155V238H154ZM156 239H157V238H156ZM172 239H173V238H172ZM186 239L188 240V239H190V238H186ZM191 239H192V238H191ZM220 239H221V238H220ZM224 239H226V238H224ZM242 239H243V237H242ZM242 239H241V240H242ZM245 239H246V238H245ZM259 239H260V238H259ZM131 240H133V239H131ZM131 240H129L131 243L134 242V241H131ZM135 240H136V239H135ZM141 240H142V239L140 238V241H141ZM152 240H153V239H152ZM157 240H158V239H157ZM175 240H177V239L175 238ZM183 240H184V239H183ZM198 240H199V239H198ZM209 240H210V239H209ZM209 240H208V241H209ZM233 240H234V239H233ZM252 240H253V239H252ZM50 241H52V240H50ZM73 241H74V240H73ZM129 241H126V242H129ZM153 241H154V240H153ZM155 241H156V240H155ZM184 241H185V240H184ZM222 241H223V240H222ZM226 241H227V240H226ZM226 241H224V242H226ZM230 241H231V240H230ZM238 241H239V240H238ZM126 242L124 241V243H126ZM142 242H143V240H142ZM145 242H146V241H145ZM149 242H150V241H149ZM177 242H178V241H177ZM199 242H200V241H199ZM203 242H204V241H203ZM217 242H218V241H217ZM220 242H221V241H220ZM227 242H228V241H227ZM236 242H237V241H236ZM236 242H235V243H236ZM252 242L254 243V241H252ZM48 243H49V241H48ZM119 243H120V242H119ZM121 243H122V242H121ZM143 243H144V242H143ZM157 243H158V242H157ZM187 243H188V242H187ZM200 243H202V242H200ZM221 243H223V242H221ZM246 243H247V242H246ZM253 243H251V244H253ZM57 244H58V242H57ZM136 244H137V243H136ZM140 244H141V243H140ZM140 244H139V245H140ZM144 244H145V243H144ZM147 244H148V243H147ZM160 244H161V243H160ZM163 244H164V243H163ZM175 244H176V243H175ZM180 244H181V243H180ZM189 244H190V243H189ZM194 244H195V243H194ZM197 244H199V243H197ZM197 244H196V245H197ZM213 244H214V243H213ZM229 244H230V243H229ZM232 244H233V243H232ZM238 244L240 245L239 242H238ZM238 244H237V245H238ZM241 244H242V242H241ZM244 244H245V243H244ZM119 245H120V244H119ZM142 245H143V244H142ZM148 245H149V244H148ZM148 245H147V246H148ZM183 245H185V244H183ZM227 245H228V243H227ZM234 245H236V244H234ZM237 245H236V246H237ZM239 245H238V246H239ZM102 246H103V245H102ZM125 246H126V244H125ZM125 246H124V247H125ZM130 246H132V245L130 244ZM158 246H159V245H158ZM168 246H169V245H168ZM168 246H167V247H168ZM171 246H172V245H171ZM174 246H176V245H174ZM174 246H172V247H174ZM192 246H195V245H192ZM211 246H212V244H211ZM214 246H215V244H214ZM219 246H220V245H219ZM224 246H225V245H224ZM240 246H242V245H240ZM44 247H45V246H44ZM124 247H123V248H124ZM148 247H149V246H148ZM179 247H180V246H179ZM181 247H182V246H181ZM186 247H187V245H186ZM186 247H184V248H186ZM198 247H199V246H198ZM208 247H210V246H208ZM233 247H234V246H233ZM250 247H251V245H250ZM119 248H120V247H119ZM121 248H122V247H121ZM131 248H132V247H130L129 249H131ZM135 248H136V246H135ZM139 248H140V246H139ZM149 248H150V247H149ZM158 248H159V247H158ZM160 248H161V247H160ZM176 248H177V247H176ZM206 248H207V247L205 246L204 249L206 250ZM213 248H214V247H213ZM215 248H216V247H215ZM235 248H236V247H235ZM243 248H244V247H243ZM48 249H49V247H46V250H48ZM103 249H104V248H103ZM116 249H117V248H116ZM137 249H138V248H137ZM137 249H136V251H137ZM147 249H148V248H147ZM178 249H179V248H178ZM192 249H194V247H193ZM198 249H199V248H198ZM207 249H210V248H207ZM218 249H219V248H218ZM35 250H36V249H35ZM39 250L42 251V252L45 251V250H43V249H41V248H39ZM117 250L119 251V249H117ZM139 250H140V249H139ZM141 250H142V249H141ZM141 250H140V251H141ZM144 250H145V249H144ZM166 250H167V249H166ZM172 250H173V249H172ZM183 250H184V249H183ZM188 250H189V249H188ZM194 250H195V249H194ZM202 250H203V248H202ZM212 250H213V249H212ZM239 250H240V248H239ZM239 250H238V251H239ZM247 250H248V249H247ZM247 250H245V251H247ZM104 251H105V249H104ZM129 251H131V250H129ZM129 251H128V253H130ZM147 251H148V250H147ZM150 251H151V250H150ZM158 251H159V249H158ZM158 251H157V252H158ZM169 251H171V250H169ZM199 251H201V250H199ZM199 251H198V252H199ZM208 251H209V250H208ZM240 251H241V250H240ZM245 251H244V252H245ZM250 251H251V250H250ZM250 251H249V252H250ZM132 252H133V250H132ZM132 252H131V253H132ZM134 252H135V250H134ZM134 252H133V253H134ZM141 252H142V251H141ZM152 252H153V251H152ZM177 252H178V250H177ZM235 252H237V251H235ZM241 252H242V251H241ZM252 252H254V251H252ZM128 253L126 254V256L128 255ZM133 253H132V254H133ZM158 253H159V252H158ZM160 253H161V252H160ZM171 253H172V252H171ZM178 253H179V252H178ZM180 253H181V252H180ZM202 253H204V252H202ZM226 253H228V252H226ZM230 253H231V252H230ZM232 253H233V252H232ZM247 253H248V251H247ZM256 253H257V252H256ZM145 254H146V253H145ZM150 254H151V253H150ZM152 254H153V253H152ZM154 254H155V253H154ZM167 254H168V253H167ZM192 254H193V253H192ZM195 254H198V253L195 252ZM205 254H206V253H205ZM205 254H204V255H205ZM207 254H208V253H207ZM216 254H218V253H216ZM236 254H237V253H236ZM242 254H243V253H242ZM253 254H254V253H253ZM100 255H101V256H100ZM104 255H105V254H104ZM129 255H131V254H129ZM129 255H128V256H129ZM162 255H163V254H162ZM169 255L172 256V254H169ZM176 255H177V254H176ZM188 255H189V254H188ZM221 255H222V254H221ZM225 255H226V254H225ZM145 256H146V255H145ZM170 256H169V259H170ZM183 256H184V254H183ZM190 256H191V255H190ZM197 256H198V255H197ZM197 256H196L195 258H198V259H199V257H197ZM205 256H206V255H205ZM207 256H208V255H207ZM207 256H206V257H207ZM211 256H213V255H211ZM215 256H216V255H215ZM215 256H213V257H215ZM228 256H229V254H228ZM245 256H246V255H245ZM6 257H7V256H6ZM148 257H149V254H148ZM166 257H167V256H166ZM174 257H177V256H173V258H174ZM178 257H179V256H178ZM193 257H194V255H193ZM218 257H219V256H218ZM223 257H224V256H223ZM262 257H263V256H262ZM99 258H100V259H99ZM149 258H150V257H149ZM182 258H183V257H182ZM185 258H186V257H185ZM200 258H201V257H200ZM204 258H205V257H204ZM208 258H209V257H208ZM241 258H242V257H241ZM6 259H7V258H6ZM102 259H104V258H102ZM127 259H128V257H127ZM151 259H152V258H151ZM164 259H165V258H164ZM177 259H178V258H177ZM177 259H176V260H177ZM180 259H181V258H180ZM189 259H190V258H189ZM202 259H203V258H202ZM202 259H200V261H201ZM218 259H219V258H218ZM222 259H223V258H222ZM226 259H227V257H226ZM250 259H251V258H250ZM7 260H9V259H7ZM144 260H145V259H144ZM152 260H153V259H152ZM173 260H174V259H173ZM184 260H185V259H184ZM190 260H191V259H190ZM195 260H197V259H195ZM203 260H205V259H203ZM209 260H210V258H209ZM209 260H208V261H209ZM214 260H215V259H214ZM228 260H229V259H228ZM252 260H253V259H251L250 261H252ZM102 261H103V260H102ZM174 261H175V260H174ZM186 261H187V260H186ZM205 261H206V260H205ZM212 261H213V260H212ZM217 261H218V260H217ZM229 261H230V260H229ZM241 261H242V260H241ZM250 261H249V262H250ZM106 262H107V261H106ZM155 262H156V261H155ZM164 262H165V260H164ZM172 262H173V261H172ZM190 262H191V261H190ZM190 262H189V263H190ZM198 262H199V261H198ZM201 262H202V261H201ZM209 262H210V261H209ZM213 262H214V261H213ZM227 262H228V261H227ZM247 262H248V261H247ZM256 262H257V261H256ZM166 263H167V262H166ZM184 263H187V262L184 261ZM192 263H193V262H192ZM199 263H200V262H199ZM224 263H225V262H224ZM224 263H223V264H224ZM261 263H262V262H261ZM177 264H178V262H177ZM190 264H191V263H190ZM195 264H196V262H195ZM197 264H198V263H197ZM200 264H201V263H200ZM204 264H205V263H204ZM208 264H209V263H208ZM210 264H211V263H210ZM229 264H230V263H229ZM243 264H244V263H243ZM246 264H247V263H246ZM251 264H252V263H251Z\"/></svg>",
	"mask_w": 264,
	"mask_h": 264
}]
</instances>
